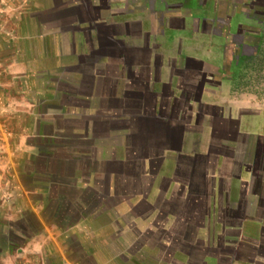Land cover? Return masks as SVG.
I'll return each mask as SVG.
<instances>
[{
	"label": "crops",
	"instance_id": "obj_1",
	"mask_svg": "<svg viewBox=\"0 0 264 264\" xmlns=\"http://www.w3.org/2000/svg\"><path fill=\"white\" fill-rule=\"evenodd\" d=\"M43 1L52 9L49 0ZM200 1L84 0V6L79 2L66 8L67 18L78 15L77 20L62 22L66 32L84 34V42H75L68 34L70 52L58 56L57 26L40 24L38 29L48 32L47 54L40 56L36 71L30 73L22 60L5 69L13 79L47 80L30 98H13L31 116L18 138L25 165L15 170L14 190L23 199L21 210L31 211L39 225L31 236L26 230L20 234L29 240L34 237L40 249L54 244L62 264H81L71 256L68 259L71 251L66 240L75 238L83 249L82 234L93 229L101 232L96 236L102 245L103 231L110 233L112 228L121 236L129 231L138 237L145 234L147 239L156 235V240L161 231L170 236L176 232L171 239L162 236L149 249L140 242H135V249H123L118 241L119 256L125 262L148 249L146 259L153 262L165 251L169 254L164 264H193L176 244L182 231L189 229L202 250L206 241L211 244L199 264H221L214 247L230 255L243 253L238 264H264V256L255 253L264 242V75L255 85L252 74L236 73L237 68L248 66L264 74L262 39L256 35L249 42L237 34L245 36V31L260 28L245 30L237 15L227 24L222 20L214 24L212 0ZM191 22L194 29L185 28ZM183 35L189 36V42L181 40ZM165 37L164 44L158 43ZM41 107L46 112H40ZM32 139L69 143L62 150L65 170L59 174L69 172L70 163L76 165L72 188L77 192L90 187L82 162L100 163L91 178L93 186L102 177L106 180L103 201H99L105 205L71 221L72 226L60 228L47 219L43 211L50 188L23 181L33 170L30 159L39 154L38 143L28 142ZM57 153L45 158L57 160ZM136 155L144 191L118 200L116 167L125 166ZM32 195L40 199L32 201ZM138 204L148 213L135 211ZM128 217L132 219L127 221ZM88 254L92 264H98Z\"/></svg>",
	"mask_w": 264,
	"mask_h": 264
},
{
	"label": "rangeland",
	"instance_id": "obj_2",
	"mask_svg": "<svg viewBox=\"0 0 264 264\" xmlns=\"http://www.w3.org/2000/svg\"><path fill=\"white\" fill-rule=\"evenodd\" d=\"M49 2L52 4V9H50L51 6H47L43 0H0V264H62V257L59 255L60 251L56 249L54 244H43L40 249L38 248V242L33 241L34 237L30 240L25 239L20 232L17 231L20 227L25 228L27 235L31 236L32 234L38 232L39 228L33 227L28 221L29 217L34 218L33 213L31 211L23 212L21 210V203L23 199L14 190V186L17 185L15 170H21L25 165L24 160L22 156H20L21 154L17 149L18 138L21 132V127H24L26 124L30 125L31 116L27 107L21 106L20 104L18 105L13 98H19L22 95H26L30 98L32 94L31 92L44 88L47 80L46 77H44L43 80H33L28 78L13 79V75L5 72V69L8 65L12 64V62L22 60L28 63L29 72L34 73L40 56L43 55V57L46 58L47 53H45L44 49L46 40L44 39L47 38L48 32L45 33L40 31L41 28L38 29L40 24L44 27L57 26V36L61 41V48L59 49L58 56L62 54L66 55L70 52L68 34H71L74 37L75 42L85 41L84 38L86 37H84V34L78 32H66L65 30L67 29L65 28L67 25H62V22L66 23V21H68L67 19H70L69 23H72L79 17L77 15L67 18L66 8L71 7L74 4H78L79 2H83L82 6H84V0H49ZM205 2H207V0L200 1V3ZM211 3L215 9V15L213 16L214 24L217 23V20H222L225 24H227L231 16L237 15V22L242 25H246V27H244L245 30L252 27L261 29L257 32L244 30L245 36H243L244 33L242 32H238L237 34H241L240 37H243L244 40H248L249 42L254 41L255 37L258 36L263 42L264 0H212ZM220 14L222 15L219 17ZM61 15H63V17H61ZM191 23V25H185V28L194 29L195 22ZM207 24L208 23H206V25ZM178 26L180 27L183 25L180 24ZM181 40L189 42L190 39L189 36L183 35ZM232 41L235 40L232 39ZM165 42L166 37L164 39H158V43L160 44H164ZM77 53L79 54L80 51ZM241 71L242 73L246 71L252 74V76L250 75L253 79L251 82L252 84H255L253 82H257V79L264 75L260 74L261 71L259 68L250 69L248 66H244L242 69L237 68V75H240L239 72ZM42 72L47 71L44 69ZM253 75H257L256 79H254ZM56 85L59 86L60 89H63L61 83ZM83 90L85 91V89ZM20 102L25 105V102H22V99ZM40 112H46L45 108L41 107ZM97 117L99 118L100 116L97 115ZM28 142L29 144L38 143L39 147L37 149V152H39L37 157L30 159L31 164H33L31 167L33 170L35 169L42 173L44 171L46 172L48 168H51V166L53 168L50 171L57 174H59L60 171L65 170L63 169V161H61L62 150L64 147H69V143L67 145V143L64 144L60 140L51 141L50 143H39L36 139L29 140ZM132 148L137 147L133 146ZM55 153L58 154L59 160H49L51 159V156L49 158H45L46 154L53 155ZM46 161L50 162L51 166L49 165L48 167V165H46ZM91 163H94V161L85 160L82 162L83 177L88 180L89 178L91 179L88 182V184L90 183V187H83V189L77 192L72 188L73 181L67 179L62 180L60 178L59 181L65 182L66 184H58L56 186V190H53L54 188L49 189L47 197H45L47 198V201L44 203L45 210L43 213L45 212L44 216H46L47 219L58 223L55 224L56 226L60 225L63 219L69 220L73 219V217H77L65 213L64 206L66 203H72L75 205L78 202L77 206L81 207V202L86 199L90 204H97L99 201H103L106 180L102 177L97 182L98 184L93 186L91 171L94 166L91 165ZM95 165L99 170L100 163L97 162ZM116 168L118 175V200H125V196L128 197L132 194L135 195L143 193L144 185L146 184H144V181L140 177L141 161L138 160L137 155L129 158L126 161L125 166H118ZM24 182L29 183L26 179H24ZM30 198L32 201L40 199L39 196L34 195L30 196L29 199ZM141 206V204H138L135 211L137 210L139 214L144 212V216L148 213V211ZM92 213L93 212H91V214ZM87 215L88 214L82 217ZM93 215H91V217ZM131 219V217H128L127 221H130ZM86 225L91 229L90 224ZM117 230L112 228L110 233H104L103 231L104 238L101 245L97 239V236H99L101 232L96 234L93 229H91V231L86 229L82 234V237L86 242L83 249L80 248L79 243L75 238H69L66 240L67 250L71 251V255L69 254L70 252L67 254L68 259H70L69 257L71 256V258L75 261L81 260V264H92L87 256L88 252H90L89 254L96 257L98 264H164L163 262L168 257V252L166 253L163 251V255L164 252L166 253L165 257H163V255H158L153 262L150 259H146V255L149 253L148 249L152 248L151 245L154 246L159 238L161 240L162 236L169 239H171L172 236H176L174 234L176 233L175 231L173 233L170 232L172 236L168 234L165 235L164 231H161V234L156 240L157 237L154 234V236H151L153 239H147L145 234L138 237L136 233L134 234L129 231L128 233H123L121 236ZM176 231L180 230L176 229ZM180 234L181 232H179L177 236ZM192 235L193 233L191 234L189 229H184L182 231V236H179L182 238H179L176 244L178 248H181V250L190 255L191 263L198 264L201 262V259L205 255L207 249H210L209 247H211V244L207 245L206 241L205 246H203L204 249L202 250L200 244L195 243L192 239ZM105 241L108 244H106ZM118 241L121 242L120 246L123 249L125 246L130 247V249L137 248L133 247L135 242H140L141 245L145 244L146 247L144 245L143 247L148 249L144 250L142 254H138L135 257L130 258L129 261L125 262L119 256L122 251H120ZM170 242L172 243L171 240ZM8 243L10 245H8ZM169 248L173 250L172 247ZM214 250L219 253L221 257V264H238L240 260H242L241 256H243V253H240L241 256L239 257L240 254L237 252H233L232 255H230L226 252H221V250L216 247H214ZM107 251L113 253L111 257L101 255ZM160 252L162 253V251ZM255 253H258L260 257L264 256V242L260 246L258 245Z\"/></svg>",
	"mask_w": 264,
	"mask_h": 264
},
{
	"label": "trees",
	"instance_id": "obj_3",
	"mask_svg": "<svg viewBox=\"0 0 264 264\" xmlns=\"http://www.w3.org/2000/svg\"><path fill=\"white\" fill-rule=\"evenodd\" d=\"M260 51H262V55H264V39H263V45H262V48H261ZM257 53H258L257 56H260L259 52H257ZM261 69H264V58L261 61ZM95 164L96 163H91V165H93L94 168L96 166ZM46 165H48V167H49V165L51 166V163L46 161ZM70 165H72L70 171L69 172L65 171L66 173H62V174L61 173L57 174V173L51 172L50 170L53 168L52 166H51V168H48L46 172L44 171L42 173L34 169V170H31L30 173L24 177V179H26L30 184L42 185V186H46V187H49V188H55L58 184H66L65 182L59 181L60 178L62 180L67 179V180H70V181H73L76 178L75 173H74V171L77 170L76 165L74 166V164H72V163H70ZM63 166H65V165H63ZM94 168H93V170L96 169V168L95 169ZM48 171H50V172H48ZM24 179H23V181H24ZM103 205H105V204H103V203L90 204V203H88L87 199L83 200L81 202V207L80 206L70 207V204L67 203L66 207H64L65 213H68L71 216H77V217L76 218L73 217V219H69V220H65L64 219L60 223V225H58V226L60 228L66 227V226H72L71 225L72 223H70L71 221H73V220L77 221L82 216H84L86 214H89L91 212H96ZM70 208H72V209H70ZM28 221L32 224L33 227H35V228L38 227L39 228V225L37 224L36 220H34V218L29 217ZM17 231H19L21 233L23 231L25 232V229L18 228ZM8 245H10V244L8 243ZM240 256H241V254L239 255V257ZM193 264H197V263H193Z\"/></svg>",
	"mask_w": 264,
	"mask_h": 264
}]
</instances>
